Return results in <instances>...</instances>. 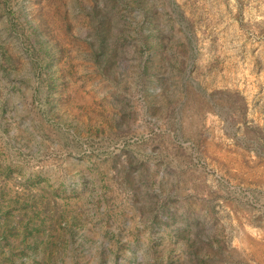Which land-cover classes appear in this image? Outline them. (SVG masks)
<instances>
[{
    "label": "rangeland",
    "instance_id": "1",
    "mask_svg": "<svg viewBox=\"0 0 264 264\" xmlns=\"http://www.w3.org/2000/svg\"><path fill=\"white\" fill-rule=\"evenodd\" d=\"M0 264H264V0H0Z\"/></svg>",
    "mask_w": 264,
    "mask_h": 264
}]
</instances>
